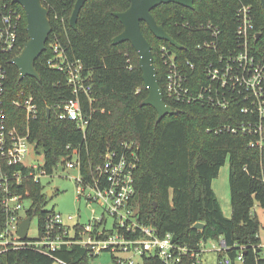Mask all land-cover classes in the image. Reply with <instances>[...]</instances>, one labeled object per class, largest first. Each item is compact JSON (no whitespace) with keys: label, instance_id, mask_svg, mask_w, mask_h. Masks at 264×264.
Wrapping results in <instances>:
<instances>
[{"label":"trees","instance_id":"1","mask_svg":"<svg viewBox=\"0 0 264 264\" xmlns=\"http://www.w3.org/2000/svg\"><path fill=\"white\" fill-rule=\"evenodd\" d=\"M41 1L49 10L52 32L47 49L36 61L40 79L31 76L20 79L19 69L12 63L29 39L25 9L14 0L8 2L21 14L20 33L15 47L2 55V61L9 71L11 90L25 89L38 103L39 116L31 123V139L37 147L44 148L47 172L53 173L56 164L66 157L79 160L83 177L91 180L107 151H123L124 143L133 142L139 158L135 172L136 200L145 224L155 226L161 235L171 232L176 242L189 248L199 247L201 241L224 238L230 248L219 252L217 264H224L220 262L224 256L231 258V264H237L236 257L241 252L242 264H264L261 221L254 211L257 204L264 208V150L250 146L252 135L217 132L224 124L244 120L240 111L178 101L165 94L166 103L176 113L158 121L157 109L143 104L149 91L137 50L130 41L113 42L124 29L115 12L128 9L131 1L87 0L77 28L70 22L76 0ZM242 4L252 5L256 29L264 37L261 0H195L193 8L167 3L152 10L157 22L183 46L178 48L157 38L146 22L141 23L152 45L163 91L169 67L162 56V46L175 54L191 85L205 83L204 66L216 54L213 49L200 47L214 38L207 25L220 31L217 50H227L236 42V12ZM56 43L65 48L69 59L81 61L90 74L94 100L82 98L83 108L91 116L86 132L75 121L59 119L54 110L48 117L49 106L72 97L64 72L48 63L54 57L52 45ZM228 160L231 217L224 215L213 188V179ZM18 188L21 192L28 191L32 199L28 215L37 216L43 232L48 215L54 211L45 208L49 200L45 187L29 178ZM4 220L0 204V224ZM197 222L205 223L204 227L195 228ZM59 232L63 228L56 227L52 234ZM55 258L67 264H90L95 257L79 244L62 245L52 255L21 247L0 253V264H54ZM143 260L144 264H160L156 256L144 255ZM192 262L186 256L181 264Z\"/></svg>","mask_w":264,"mask_h":264},{"label":"built area","instance_id":"2","mask_svg":"<svg viewBox=\"0 0 264 264\" xmlns=\"http://www.w3.org/2000/svg\"><path fill=\"white\" fill-rule=\"evenodd\" d=\"M236 42L227 50L218 51L220 31L208 24L213 39L205 41L200 47L213 49L216 54L204 66L206 82L191 85L188 74L181 68L175 54L162 46V56L168 65L166 94L170 99L199 102L218 106L223 109L236 108L244 116L238 123L224 124L219 131L252 135L251 147L264 150V37L256 29L251 4H242L237 9ZM0 204L5 212V220L0 224V253L11 248L31 247L40 252L52 255L62 245L79 244L89 249L93 257L103 251H113V258L118 264H135V255L156 256L160 264H181L186 256L193 259L192 264H202V255L208 250L226 252L230 248L224 238L216 239L208 249L201 241L199 247L189 248L174 240L171 232L161 235L153 225L145 224L139 214L136 200L135 172L138 167L137 147L124 143L123 151L109 150L104 161L97 167L91 180L83 177L80 161L63 157L65 169L79 168L77 179L79 197H86L103 208L102 216L88 224L75 225L72 234L70 227L62 222L55 210L48 216L43 232L39 228L37 237L23 239L19 235L21 222L27 218L28 209L25 201L32 199L28 191L21 192L19 186L33 178L41 182L42 176L51 175L43 165L28 161L32 147L36 142L31 139V123L39 116V106L33 94L25 89L12 91L9 82V71L2 61V55L10 52L19 38L21 14L8 0L0 4ZM54 57L48 60L53 68L64 72L66 83L72 90V97L49 106L51 114L62 120L75 121L77 126L86 132L91 116L83 108V96L94 100L90 74L85 71L81 61L71 60L66 50L59 43L52 45ZM194 67V65H192ZM35 147V146H34ZM37 147V146H36ZM32 205V204H31ZM106 215L114 218L112 228H107ZM34 218V217H33ZM56 227L63 232L52 234ZM30 229V228H29ZM211 240V239H209ZM261 248L264 255V243ZM134 253L127 256H116L115 253ZM61 264H67L55 258ZM219 261V260H218ZM221 263L231 264L229 256L220 259ZM243 252L236 257V263L242 264Z\"/></svg>","mask_w":264,"mask_h":264},{"label":"water","instance_id":"3","mask_svg":"<svg viewBox=\"0 0 264 264\" xmlns=\"http://www.w3.org/2000/svg\"><path fill=\"white\" fill-rule=\"evenodd\" d=\"M21 4L26 12L27 31L29 39L26 41L22 52L13 58L19 69L20 79L26 76L40 79L36 61L47 49V43L52 32V24L49 17V10L41 0H14ZM87 0H76L75 7L70 19L71 25L77 28L80 11ZM131 5L122 12H115V15L122 21L124 29L114 39L115 44L123 41H130L140 56V69L145 86L149 95L144 99V105H152L158 111V121L167 114L176 113V110L166 103L163 88L160 85L158 71L154 62L152 45L145 36L141 23H147L150 31L159 39L170 42L178 48H183L155 19L152 10L161 4L176 3L184 7L193 8L195 0H130ZM264 8V0H261ZM48 117H51V109L47 108ZM55 189L48 190V196H52ZM157 205V203H155ZM33 216L25 218L19 228V235L26 239ZM205 223L197 222L194 227L203 228Z\"/></svg>","mask_w":264,"mask_h":264},{"label":"rangeland","instance_id":"4","mask_svg":"<svg viewBox=\"0 0 264 264\" xmlns=\"http://www.w3.org/2000/svg\"><path fill=\"white\" fill-rule=\"evenodd\" d=\"M139 55V54H138ZM140 61V56H139ZM133 143V142H130ZM35 146V147H34ZM32 147V153L28 157V161L33 164L43 165L45 162V153L43 147ZM80 175L79 168L65 169L63 163H59L54 172L49 176H42L41 184L45 187V191L55 189L56 192L49 196V200L45 205L47 210L54 208L60 214L62 222L70 227V232H76L75 225L88 224L95 218L98 219L102 216L103 208L99 203L91 202L86 197H79L78 178ZM213 188L216 196L220 202L223 213L226 217L232 215L231 204V187H230V161L221 168L219 175L213 179ZM25 207L29 208L32 204L30 200L25 201ZM254 211L259 216L261 221L260 235L264 242V208L258 204L255 206ZM107 228H112L114 218L106 215ZM39 235L38 218L35 216L32 219L29 236L37 237ZM214 244L219 245L216 239L208 240L205 245L208 249H213ZM113 251H103L99 256L93 258L90 264H118L117 259L113 258ZM116 256H127L132 253L117 252ZM223 256V255H222ZM220 254L217 250H208L202 255V264H217ZM135 264H144L142 255L134 256ZM54 264H61L55 262Z\"/></svg>","mask_w":264,"mask_h":264}]
</instances>
